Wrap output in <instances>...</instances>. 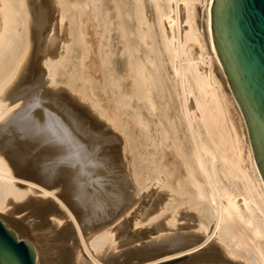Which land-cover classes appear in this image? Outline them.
I'll return each instance as SVG.
<instances>
[{
    "label": "bare ground",
    "instance_id": "6f19581e",
    "mask_svg": "<svg viewBox=\"0 0 264 264\" xmlns=\"http://www.w3.org/2000/svg\"><path fill=\"white\" fill-rule=\"evenodd\" d=\"M192 1L0 0V221L35 264H264V185ZM95 145L127 178L91 176Z\"/></svg>",
    "mask_w": 264,
    "mask_h": 264
},
{
    "label": "water",
    "instance_id": "95a60500",
    "mask_svg": "<svg viewBox=\"0 0 264 264\" xmlns=\"http://www.w3.org/2000/svg\"><path fill=\"white\" fill-rule=\"evenodd\" d=\"M210 36L244 118L264 185V0H211ZM0 264H35L32 244L0 221Z\"/></svg>",
    "mask_w": 264,
    "mask_h": 264
},
{
    "label": "rangeland",
    "instance_id": "374dc122",
    "mask_svg": "<svg viewBox=\"0 0 264 264\" xmlns=\"http://www.w3.org/2000/svg\"><path fill=\"white\" fill-rule=\"evenodd\" d=\"M203 3V2H202ZM201 6H203V4L201 5L197 0H193L191 3H190V5L188 6V11H189V18L187 19V15H185V13L187 12V11H185V12H183L182 13V16H184L183 18H181V27H182V29H188V28H190V27H192L191 25H192V23H193V29L195 28V35H194V37H193V42H194V45L192 44L193 42H192V40L191 41H189V45H191L190 46V48H191V51L193 52H191L192 53V55L193 54H195V50L198 52L199 50L201 51V54L202 53H205L206 51H209V49H207L208 48V46H207V43H206V41H200V40H198V39H200V37H198V35L196 34V33H198L200 36H201V38H204L203 37V35L204 34H202L203 33V31H202V29L200 28V27H203L202 26V12H203V10H202V8L203 7H201ZM184 14V15H183ZM187 14V13H186ZM185 18H186V20H185ZM184 20H185V22L189 25V26H187V24H185V22H184ZM188 20L191 22L190 24L188 23ZM196 21V22H195ZM196 23V24H195ZM197 27V28H196ZM201 30H200V29ZM198 30L200 31V32H198ZM202 32V33H201ZM196 35H197V37H196ZM195 39H196V42H195ZM201 40H205V38L204 39H201ZM200 41V43H198V42ZM203 42V43H202ZM191 43V44H190ZM196 43V44H195ZM197 43H198V46H197ZM204 44V45H202V44ZM201 44V45H200ZM206 44V45H205ZM197 46V48H194V47H196ZM202 46H204L205 47V50H204V47L202 48ZM207 47V48H206ZM193 48V49H192ZM198 48H200L199 50H198ZM201 48H202V50H201ZM194 50V51H193ZM200 51L197 53L196 52V58L197 57H199V56H201V54H200ZM203 51V52H202ZM197 54H199L198 56H197ZM195 55H194V57H195ZM43 76V77H42ZM41 76V79H42V81H43V79H45L44 77H45V75H42ZM47 86V83H45L44 84V87H46ZM48 87V86H47ZM37 91V90H36ZM35 91V93L37 94V92ZM35 95V94H34ZM36 96V95H35ZM96 147H93V149L95 150H91V152L92 153H90L92 156H91V158H89V159H91V162L94 164V165H92L91 166V169H89V170H91V176L92 177H95L96 176V174L95 173H92V172H96L97 171V169L98 170H101V171H105V172H110L112 169H114L115 168V165H116V167L117 168H115V169H118L117 171L120 173V175H122V176H124V178L126 177L127 178V176L124 174V172H126V170H127V168L126 167H124L125 165H124V163H121V162H124L125 161V159L122 157L121 159L119 158V156L117 155H115L114 153H113V156H112V158H113V161L114 162H116L115 164H113L112 163V158L110 157L111 155H112V150H109V147H108V151L106 150V149H104L103 148V146H101V145H95ZM98 146V147H97ZM101 146V147H100ZM99 148V149H98ZM99 150V151H98ZM104 150H106L105 151V153L103 152ZM96 154H95V153ZM100 152H102V153H100ZM109 152V153H108ZM119 152V151H118ZM108 153V154H107ZM106 154V155H105ZM97 155H100L101 157H99V156H97ZM110 155V156H109ZM114 155H115V157H114ZM93 156H95V157H93ZM107 156V157H106ZM97 157V158H96ZM105 157V158H104ZM116 157H118V159L116 158ZM23 158H25V157H23ZM101 158V159H100ZM103 158V159H102ZM87 159V158H86ZM100 159V160H99ZM105 159H106V161H105ZM110 159V160H109ZM124 161H123V160ZM108 160V161H107ZM120 160V161H119ZM38 161H39V165L38 166H40V165H47V166H51V167H53L54 166V163H55V161L54 160H50V159H47V158H43V157H39L38 158ZM42 161V162H41ZM99 161V162H98ZM105 162V164H104V166H103V164L102 163H104ZM44 162V163H43ZM119 162V163H118ZM48 163V164H47ZM106 163H107V165H106ZM87 163H85V165H86ZM123 164V165H122ZM118 165V166H117ZM105 166H107V168H104ZM109 167V168H108ZM126 168V169H125ZM108 169V170H107ZM85 171H87V169L85 168L84 169ZM96 170V171H95ZM120 170H124L123 172L122 171H120ZM122 173V174H121ZM61 174V173H60ZM63 181H65V182H67V181H71L69 178H65L64 177V179H63ZM152 188H154V187H152ZM16 216V215H15ZM17 217V216H16ZM191 224V223H190ZM25 234L28 236H25ZM23 238H25V239H32L33 237L31 236V235H28L27 233H24L23 234ZM185 257L183 256V258L182 257H179V258H176V259H174V260H171L169 263H167V264H177V263H180L183 259H184Z\"/></svg>",
    "mask_w": 264,
    "mask_h": 264
}]
</instances>
